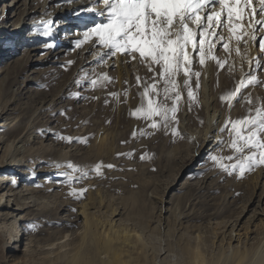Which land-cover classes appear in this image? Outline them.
<instances>
[{
    "label": "rangeland",
    "instance_id": "374dc122",
    "mask_svg": "<svg viewBox=\"0 0 264 264\" xmlns=\"http://www.w3.org/2000/svg\"><path fill=\"white\" fill-rule=\"evenodd\" d=\"M15 1L0 0V31L13 30L14 26L9 28L18 24L17 17L12 18L17 12L26 23L40 21V5L44 0H21L18 7H13ZM76 1L55 0L46 4L51 7L49 13H53L62 10V6L70 10ZM34 9L38 10L36 14L26 16L27 11ZM67 17H56L48 27L52 32L58 30L64 21L69 22ZM76 30L72 26L64 31L68 43L61 49L32 50L34 45L25 39L34 35L33 30L23 34L22 42L10 36L0 39V55L1 51L13 48L8 51L10 57L0 60V161L6 162L1 171H14L8 175L11 180L0 187V196L5 193L3 202L10 196L11 202L14 200L22 209L15 211L10 207L0 211L6 221H15L22 236V241L7 245V232L0 221V264L48 263L49 243H55V252L63 249L59 245L66 244L69 256L86 234L84 215L77 214L85 204L96 234L111 227L118 232L125 227L140 233L146 261L136 259L141 250L130 242L125 245L126 258L130 257L133 264H197L196 251L206 258L233 254L237 249H254L263 255L264 196L261 208L258 203L263 194L264 166L238 178L227 175L209 159V153L215 154L218 148L221 155L232 154L218 143V135L225 141L228 139L227 131L219 133V129L226 117L235 119L245 114L241 103L229 109L220 100L241 75L240 58L233 54L236 65L233 74H229L227 66L219 69L213 61L203 69L198 63L194 65L195 70L202 71L199 104L189 111L185 103L178 113V127L184 139L165 134L163 129L151 136L134 138L133 130H149L145 121L129 115L130 109L141 102L136 75L151 74L143 66L123 63V58L116 60L114 68L97 67L92 55L86 52L87 45L74 50V41L80 38L74 36ZM54 43L58 46L63 42L60 39L46 42ZM253 49L259 50L254 44L252 56ZM215 54L225 56L221 45ZM69 60L74 63L68 65ZM91 68L107 72L113 82L95 89L87 82L76 85L74 81L82 75L81 69ZM244 71H248L246 62ZM206 73L211 89L207 103L211 113L216 114L212 121L215 127L207 134L208 140H213L209 145L203 143L208 121L202 94ZM257 75L264 80V71H258ZM125 89L129 90L127 98L123 95ZM248 91L264 97V85ZM70 92L80 95L72 97ZM110 92L120 93L119 99L111 97ZM94 96L98 98L92 99ZM58 134L88 137V142H67L57 139ZM129 152L132 156L117 155ZM143 154L149 158L140 159ZM67 161L89 167L102 161L115 167L103 168V175L90 171L88 178L69 185L58 175L67 169L52 166L54 162ZM71 188L87 190L76 199L70 195ZM29 238H34L31 243ZM27 247L35 251V260L31 261L39 263L26 261L22 253ZM55 256L51 259L65 264ZM101 259H108V255L101 254Z\"/></svg>",
    "mask_w": 264,
    "mask_h": 264
},
{
    "label": "snow or ice",
    "instance_id": "6c2138e0",
    "mask_svg": "<svg viewBox=\"0 0 264 264\" xmlns=\"http://www.w3.org/2000/svg\"><path fill=\"white\" fill-rule=\"evenodd\" d=\"M81 14L84 30L74 41V50L87 45L86 50L97 67L114 68L116 60L123 58V63L143 66L151 74L147 77L136 75L141 102L130 109L129 115L145 121L149 130H133L134 138L151 136L163 129L165 134L184 139L178 127V113L185 103L189 111L199 104L202 71L195 70L194 65L198 63L203 69L213 61L219 69L227 66L229 74H233L236 70L233 54L239 57L241 75L220 100L226 102L229 109L235 103H241L245 114L235 119L226 117L219 129V133L227 131L228 139L225 141L218 135V143L232 154L221 155L218 148L215 154L209 153V159L227 175L238 178L264 166V97L253 96L248 91L251 87L264 85V80L257 75L258 71H264V0H258V6H254V0H87L76 12L78 18ZM257 14L259 18H256ZM48 23H45L43 34L51 36ZM254 44L259 49L256 56L251 55ZM218 45L222 46L224 57L215 54ZM245 62L247 72L244 71ZM72 63L74 61H67L68 65ZM81 72L74 83L87 82L93 89L105 87L114 79L107 72H97L96 68L81 69ZM69 95L78 97L80 93L70 92ZM109 95L117 100L120 97L117 92ZM123 95L127 98L129 90L125 89ZM105 103H108L107 99ZM57 139L88 142V137L59 134ZM117 155L132 156V153ZM146 158H149L147 154L140 157ZM52 166L67 169L58 175L69 185L88 178L90 171L103 175V168L115 167L102 161L91 167L72 161L54 162ZM86 190L71 188L70 195L80 199Z\"/></svg>",
    "mask_w": 264,
    "mask_h": 264
},
{
    "label": "bare ground",
    "instance_id": "6f19581e",
    "mask_svg": "<svg viewBox=\"0 0 264 264\" xmlns=\"http://www.w3.org/2000/svg\"><path fill=\"white\" fill-rule=\"evenodd\" d=\"M20 1L21 0H16L14 2L13 7H18ZM54 1L55 0H44L43 5H40V8L42 10L40 11L41 12V15L39 16L40 21H38V22L34 21L31 23H26V22H24V20L22 19L21 16L18 17L19 14L17 12L12 18L17 17V23L18 24H15V25L12 24L11 25L9 30L12 28V26H14V27H13V30L10 31V33L8 31H6L5 28L2 29L0 31V39L6 40L7 36H10V37H15L17 40L21 39L20 41L22 42L23 34L28 30H33L34 35L27 37L28 39H25V40H27V42L34 45L32 50L38 51V50L47 49L48 48L47 45H50V44H46V42L49 41L50 39H60L63 42V43H60V45H58V46H55L57 43H54L53 44L54 46L52 47L53 49L55 47H57L58 49L63 48V45L68 43V39L66 38V34L64 33V31L66 29L72 27V26H75L78 29L75 31L74 36L80 37V34L84 30L83 25L81 23V21L83 19V14H81L80 18H78L76 15V12L82 6L86 5L87 0H77L76 2H74V6L70 10L67 9L66 7L64 8V6H62L63 7L62 10L54 11L53 13H49V10L51 7L46 3H52ZM254 6H258V1L254 2ZM37 12H38L37 9H34V11L33 10L27 11L26 16H30V15L32 16L33 14H36ZM64 16H65V18L68 16L67 18H69V22L64 21L58 30H55V31L53 30L51 36H46L43 34L44 31L42 28L45 26L46 22H50V23H48V26L53 25L54 21H56V17L62 18ZM258 16H259V14H258ZM70 18H73V20H75V21H70ZM66 21H68V20H66ZM64 26H66L67 28L63 29ZM57 28H58V26H57ZM10 49H13V48H8L7 50L1 51L0 60H4L5 57L6 58L10 57V53L8 52ZM86 52H88V51L86 50ZM252 52H253L252 54H254L253 56H256L258 54L259 50L253 49ZM209 78H210V76L206 73L204 75V83H203V91H202L203 101L205 102L204 105L206 107V108H204L205 109L204 112H206V114H207L206 118L208 120L207 123H205V126H206L205 127V135L206 136H205V139L203 140V143L207 144V145H209V143H211L213 141V140H208L207 134L211 130H213L215 127V126H213L212 121L216 115L215 112L211 113L210 106L208 105L209 103H207L210 100L209 99V93L211 90L209 87L210 86V83H209L210 79ZM0 163H1L0 164V172H1L0 173V187H1L10 179V176H8L9 173L14 172V171L13 170H9V172L4 171V170L1 171L3 168H6V162L3 159L2 161H0ZM262 185H264V183ZM13 195H15V194H13ZM263 196H264V187H263V194H261L260 200L258 203L259 207L261 206V200H262ZM4 197H5V193L1 194V196H0V211L2 209H8L10 207L14 208L15 211L22 210L20 204L14 203V200H13V202H11V198H8L10 196H7L5 199V202H3ZM81 208H82L81 211H79L77 214L82 213L84 215V219L86 220V223H85L86 224V226H85L86 227V234H85L84 238L82 239V241L80 242L81 244L79 245L78 248H76V250H72L71 254L70 255L68 254L69 256H67V251L65 250V247L67 246L66 244L59 245V248H61V249L63 248L64 250L62 249L59 252L56 251L57 252L56 253L54 251L55 249H53L55 243H49L50 249L48 250L47 255H48V257H50V261L48 263H45V264H57V261L51 259L53 254L57 255V256H55V258L58 257V258L64 260L65 264H133V263H131L132 259L130 257H129V259H128V257L126 258V256H127L126 252H128V251L125 249V245L127 243H130V242H132L138 246L137 250H141V252L137 253L136 259L140 262L146 261V257L143 254H145L147 252H145L146 250L143 249L144 246L141 242L142 238L139 235L140 233L138 234V231H136L135 229L131 231V230H128L127 228L123 227L118 232L117 230H113V227H111L109 229L110 232L108 230L107 232L104 231L100 235L96 234V232L94 231V228H93L94 223L91 221V218L88 217L89 212H86V209H87L86 204L84 206H82ZM3 216L4 215L1 214V212H0V221L4 222V229H5V232H7V236H8L6 244L7 245H9V244L15 245L16 243H18V241L19 242L22 241V236H19V230L17 229L15 221H13V220L6 221V217H3ZM234 226H236V223L234 224ZM139 236H140V238H139ZM33 239L34 238H29L30 243L33 241ZM229 242H230V240L228 241V244L230 245ZM51 245H52V247H51ZM253 250L250 251L247 249H244V250L237 249L236 251H234L233 254H225V255L219 256L217 258H206V257L202 256V254L199 251H196V253H197L196 257H199L197 259V264H264V254L260 255V253L258 251H257L258 252L257 253ZM34 252L35 251L31 250L29 247H27L23 250L22 254H23L24 258H26L27 262L39 263L38 261H34L35 260L33 258ZM103 253H106L108 255V259H106V260L101 259V254H103ZM32 258L34 260L31 261ZM59 262L61 263V260Z\"/></svg>",
    "mask_w": 264,
    "mask_h": 264
}]
</instances>
